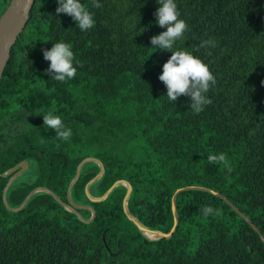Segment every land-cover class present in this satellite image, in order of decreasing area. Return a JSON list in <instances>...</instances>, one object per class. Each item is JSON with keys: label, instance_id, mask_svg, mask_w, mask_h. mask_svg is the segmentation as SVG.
I'll list each match as a JSON object with an SVG mask.
<instances>
[{"label": "trees", "instance_id": "trees-1", "mask_svg": "<svg viewBox=\"0 0 264 264\" xmlns=\"http://www.w3.org/2000/svg\"><path fill=\"white\" fill-rule=\"evenodd\" d=\"M83 2L96 20L87 31L70 15H55L57 0H36L0 83V264H264L261 235L222 197L203 190L178 194L171 238H147L125 211V185L102 201L87 196V183L100 172L95 162L84 166L71 192L77 204L95 209L91 222L43 191L19 211L5 205L4 189L17 170L2 174L20 162H37V180H14L12 207L38 186L68 203L79 162L96 156L105 174L92 194L128 180L129 211L149 228L168 232L173 194L196 185L224 195L264 236V0H177L189 29L176 47L201 57L215 77L211 103L199 111L187 96L169 101L159 79L171 52L151 47L150 37L165 30L155 23L156 0H100L98 8ZM10 3L0 0V16ZM56 40L72 45L71 80L45 71L50 62L42 50ZM48 111L72 128L69 140L45 130L39 113ZM209 153L223 154L230 170L209 164ZM206 204L213 214L202 213ZM78 211L92 216L86 207Z\"/></svg>", "mask_w": 264, "mask_h": 264}, {"label": "clouds", "instance_id": "clouds-1", "mask_svg": "<svg viewBox=\"0 0 264 264\" xmlns=\"http://www.w3.org/2000/svg\"><path fill=\"white\" fill-rule=\"evenodd\" d=\"M159 5L155 11V23L164 28L158 34L150 37L151 47L156 50L170 51L171 55L162 65L159 79L166 86V96L169 101L176 102L181 95L189 97L191 106L196 110H202L203 106L211 103L207 93L215 77L208 64L193 51L177 48L180 41L189 29L187 21L181 17L177 0H156ZM95 7H100V0H92ZM67 14L75 21V25L81 31H87L96 23L95 13L90 10L83 0H57L55 15ZM166 26V27H165ZM210 40L202 41V45H208ZM43 57L49 61L45 70L49 78L57 81L71 80L76 76L77 67L74 59L72 45L64 40H56L50 48L42 50ZM43 116V127L45 130H55V135L61 140H69L72 128L66 126L61 115L55 111L39 113ZM209 164L223 162L226 167L228 162L223 154L209 153L207 156ZM207 216L214 213V207L206 204L201 209Z\"/></svg>", "mask_w": 264, "mask_h": 264}, {"label": "water", "instance_id": "water-1", "mask_svg": "<svg viewBox=\"0 0 264 264\" xmlns=\"http://www.w3.org/2000/svg\"><path fill=\"white\" fill-rule=\"evenodd\" d=\"M35 3H36V0H11V3L8 5L6 10L0 16V83H1L2 78H3L5 68H6V66H7V64L11 58L12 48L16 44L19 36L24 32V30H25V28H26V26L30 20V16H31V13H32L33 8L35 6ZM89 162L97 163L100 166V172L87 183V185H86L87 196L92 201H102V200L107 199L116 187H118L119 185H122V184L125 185L127 187V193H126L125 198H124L125 211L128 213L130 219L138 226V228L140 229V231L142 232V234L144 236H146V232H148V233L151 232L154 234L155 238H149L148 236H146L149 239L157 240V239H161V238H171L173 236V234L176 232L177 227L179 225V214H178V209H177V196H178V194L181 193L182 191H187V190H203V191L213 193L217 196H220L225 201H227L241 216H243L246 220H248L250 222V224L253 226V228L261 235L262 239L264 240V236L261 234V231L257 227V225L254 224L244 213H242L239 210V208L236 207V205L234 203H232L228 198H226L224 195L220 194L217 191H214V190L209 189L207 187L196 186V185H190V186L179 188L173 194V196H172V209H173V214H174V224L168 232H164V231L158 230V229L149 228L148 226H145L142 222H140L129 211L128 201H129V198L132 194L133 188H132V184L128 180L119 179V180L115 181L112 184V186L102 196H93L91 194L90 187L96 181L100 180L105 174V165H104L103 161L96 156H87L79 162V164L77 166L76 175H75L74 179L72 180V182L68 188V196H69V202L68 203L62 201L58 197V195L53 190H51L50 188H48L46 186H38V187H36L30 191V193L26 196V198L23 200V202L20 204V206L12 207L8 202V198H7L8 197V191H9L10 187L12 186V184L14 183V180L16 179V178L14 179V176L20 175L24 171L23 168L25 166H27V160L20 162L19 164H17L13 168L7 170L6 172H4L2 174L4 176H6V175L17 170L15 175L11 177V179L9 180V182L7 183V185L4 189L3 198H4L5 205L10 210L19 211L27 205V203L29 202V200L33 196H35L37 193L43 191V192H47V193L51 194L67 210L76 213L82 221H85V222L93 221L94 217L96 216L95 209L91 206H80L71 197V192H72L74 185L76 184V182L80 178V175L82 173L84 166ZM21 166H23V168L20 169ZM81 207H86L92 211L91 218L86 219L83 217L82 214H80L78 209Z\"/></svg>", "mask_w": 264, "mask_h": 264}, {"label": "rangeland", "instance_id": "rangeland-1", "mask_svg": "<svg viewBox=\"0 0 264 264\" xmlns=\"http://www.w3.org/2000/svg\"><path fill=\"white\" fill-rule=\"evenodd\" d=\"M21 168H23V166H21L20 169ZM23 170L24 171L20 175L14 176V179L16 178L14 183L15 185L30 184L37 180L38 166H37V162L34 159H28L27 166H25ZM91 190L92 189L90 187V192ZM78 205L83 206L82 204H78ZM84 206H89V205H84Z\"/></svg>", "mask_w": 264, "mask_h": 264}, {"label": "bare ground", "instance_id": "bare-ground-1", "mask_svg": "<svg viewBox=\"0 0 264 264\" xmlns=\"http://www.w3.org/2000/svg\"><path fill=\"white\" fill-rule=\"evenodd\" d=\"M148 234V235H147ZM146 236H148L149 238H155L154 234L151 232H146Z\"/></svg>", "mask_w": 264, "mask_h": 264}]
</instances>
